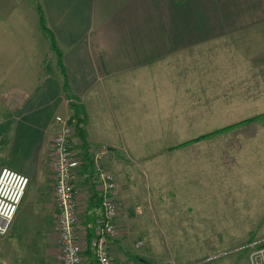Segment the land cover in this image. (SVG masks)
<instances>
[{"label": "crops", "instance_id": "0c3cea01", "mask_svg": "<svg viewBox=\"0 0 264 264\" xmlns=\"http://www.w3.org/2000/svg\"><path fill=\"white\" fill-rule=\"evenodd\" d=\"M177 1L37 0L44 23L60 49L59 55L52 51V58L57 62L63 80H51L48 74L42 76L40 81L36 69L25 71L24 48L0 51L5 59L0 60V154L3 156L0 166L26 175L29 182L34 180L36 186H39L36 181L39 171L46 166V184L52 194L49 179L50 144L57 131L54 117L61 115L76 124L72 141L77 152L83 156L80 157L83 166L79 175L84 176L82 181H77L78 191L84 189L83 186L88 189L85 195H80V199L86 201V205H83L85 209L81 212L85 218L91 216L93 219L98 212L96 197L92 194L95 191L92 173L86 176V172L90 169L91 154L98 151L101 145L107 147L108 160L118 169L114 177L120 183H123V177L119 169L130 168L132 162L120 159L119 151L134 149L140 152L148 141L159 137L183 136L185 138L180 142L164 144L162 147L161 143L156 144L155 148L160 146L158 150L148 149L143 152L146 154L136 160L155 159L161 152L179 157L184 152L195 155L207 151L209 160L203 163L209 167L207 172L210 183L219 184L223 188L228 194L225 199L232 200V194L237 192L241 199L248 198L243 193L249 192V185H257L258 188L264 185V110L248 112L207 132H185V128L192 130L188 121L185 122L186 119L189 118L191 123L196 118L201 119L203 72L208 76V91L204 96L209 98L208 113L225 111L222 103L232 105V98L225 91L218 92L221 85L218 72L226 65L229 52L225 41L228 34L222 27L225 24H229L230 28L233 25L245 27L251 22L243 21L239 24L229 12H218L214 0H194L201 4L202 11L189 17ZM259 1L262 0H254ZM5 3L6 0H1L0 6ZM9 18L10 21H2L9 31L2 36L9 40L21 38L22 32L17 24L19 17L14 14ZM163 18L164 32L161 30ZM201 19L206 26L204 32H201ZM254 19L263 20L264 14ZM38 36L43 37L41 34ZM46 37L49 39L47 34ZM206 41H210L206 48L210 50L207 53L208 63L201 68L206 53L202 52L200 42ZM221 45L226 47L220 48ZM34 51V63L39 71H43L44 67L40 66L44 62L43 58L51 53V48ZM223 54L224 63L221 59ZM19 64L21 67L17 68ZM45 72L49 70L46 68ZM127 87L137 89L135 99H128L130 91ZM102 95L106 101V114H103L102 106L98 109L93 107L95 99L102 101ZM218 96L221 97L220 101L217 100ZM33 100L39 102L34 103ZM166 108L167 111L164 110ZM185 113H190L188 118H185ZM210 118L220 117L215 115ZM35 120H41L42 124L35 128L34 135L31 127L35 126ZM239 121L245 123L231 127ZM110 125L117 127L119 133H112ZM98 127L106 131L104 135L107 140H102ZM202 135L208 136L207 145L197 147V142H201L202 138H196ZM137 138L142 142L138 143ZM90 146L93 147L92 152L88 150ZM231 147L235 148L234 155H240V159L232 158V151H227ZM221 149H225V155L227 152L230 154L229 158H217V152ZM201 174L196 173L198 178ZM39 188L47 190L45 187ZM51 194L50 203L54 209ZM253 205L257 209L261 208L260 214L264 216L263 205ZM229 223L231 225L236 222ZM254 230L264 233V228H244L238 231L243 233ZM237 237L235 234L230 240ZM109 254L113 264L123 263L117 261V244L109 248ZM140 259L145 261L144 256H140ZM0 261L1 264L5 263L4 260ZM127 263L134 264L132 259Z\"/></svg>", "mask_w": 264, "mask_h": 264}, {"label": "rangeland", "instance_id": "374dc122", "mask_svg": "<svg viewBox=\"0 0 264 264\" xmlns=\"http://www.w3.org/2000/svg\"><path fill=\"white\" fill-rule=\"evenodd\" d=\"M214 1L218 12H229L234 21L239 24L243 21L251 23L245 27L233 25L234 28H230L229 24L223 25L222 30L228 34V39L225 41L229 46V52L226 65L222 66L218 72V81L221 84L218 92L225 91L232 98V105L222 103V108L225 111L217 114L208 113L209 98L204 97L208 91V76L203 72L201 74V119L196 118L191 123L188 118L190 113H185V118H188L185 122L188 121V126L192 128V130L185 128V132L191 134L207 132L215 126V128L220 127L248 112L264 110V19L261 21L254 19L260 14H264V2H262L264 0L259 2H254V0ZM177 2L184 8L185 15H189V17L191 14L198 15V11H202L201 4L194 0H178ZM40 11L37 0H23V2L21 0H6L5 5L0 6V51L24 48L26 50V54L23 56L25 71L36 69L40 74V81L42 76L50 74L48 76L51 80L60 82L63 77L58 72L57 62L52 58L50 41L47 37L45 38L46 33L41 30L40 18L41 16L44 18V16ZM14 14L19 17L17 24L22 35L21 38L9 40L2 36L9 32L6 29V23L2 21H10L9 17ZM221 18L223 21L225 20L223 15ZM200 26L201 32H204L206 26L203 19H201ZM161 30L164 32V18ZM186 30L188 31L187 26ZM39 34L43 37L38 36ZM209 42H200L202 52L206 53L201 68H204L208 63L207 53L210 50L206 48L210 45ZM224 47L226 46H220V48ZM50 48L51 53L43 58L44 62L40 66L41 68L43 66L44 69L39 71L34 63L36 60L34 50ZM57 49L60 50L58 46ZM224 54L221 55L223 63ZM214 56L217 59L216 53ZM0 60H5L1 53ZM16 67L20 68L21 64ZM46 68L49 70L47 73L45 72ZM25 79L28 80L26 75ZM39 89L40 87L37 88V90ZM127 89L130 91L128 99H135L138 95L137 89L135 87H127ZM102 98V101L99 98L95 99L96 104L93 107L98 109L102 106L101 110L103 114H106L108 112L104 107L106 101L103 95ZM217 100L220 101L221 97L218 96ZM33 102L38 103L39 101L33 100ZM178 104L181 108L180 102ZM129 108L131 109V107ZM164 110L167 111V108ZM170 111H175V109ZM215 115L220 118H210ZM195 116H198V113H195ZM231 117L232 119H229ZM104 121L108 122L106 119ZM127 122L129 121L127 120ZM34 123L35 126L31 127V133L35 135V128L41 125L42 121L35 120ZM243 123L245 122L239 121L231 127L241 126ZM110 127L112 133H119L117 127L113 128L112 125ZM100 128L98 127L102 140H107L104 135L106 131ZM184 138L183 136L159 137L144 143L140 152H136L134 149L119 151L120 159L127 163L132 162L130 168L119 169L122 172L123 183L118 182L116 176L114 177L118 169L108 160L109 152H107L108 161L104 160V164L114 179L116 178L115 181L118 185L116 197L119 204L117 208L121 214L118 219L121 225L120 234L118 233L113 241L111 240L109 248L117 244L119 254L117 261L121 260L122 264H128L127 261L130 259L134 264L163 261L183 263L196 260H207L205 264H249L247 249L253 241L264 236V233L257 230L240 233L238 230L264 228V216L260 214L262 209H257L253 205L258 203L264 207V185L259 188L257 185H249V192L243 193L248 198L241 199L240 193L237 192L232 194V200L225 199L228 194L224 192L223 188L219 184L210 183V176L207 172L209 167L203 163V161L209 160L207 151L195 153V155L184 152L179 157L168 156L161 152L155 159L151 157L145 160H136V158H140V155L146 154L143 152L148 149L156 150L157 148L158 150L164 144L180 142ZM207 138L208 136L202 137L201 142H197L199 144L196 146L207 145ZM137 141L138 143L142 142L138 138ZM159 143L161 145L155 148L154 146ZM119 148L121 149V147ZM88 150L92 152L93 147L90 146ZM224 150L221 149L217 152V158H229L230 154L227 152L225 155ZM229 150L232 151L233 159H240V155H234V147L227 149V151ZM94 153L91 155L93 156ZM2 160L3 156L0 154V163ZM5 160L8 161V158ZM41 165L40 161V167ZM88 170L86 176L91 173V169ZM196 173L202 174L198 178ZM82 176L80 181H82ZM47 177L49 178V175ZM49 179L51 186V175ZM36 181L40 187H45L47 190H41L33 183L34 180L29 182L10 228L6 234L0 235V260H4L3 264H56L58 253L54 220L56 213L50 203L51 190L46 181V166L40 169ZM83 188L78 191V199L88 190L87 187L83 186ZM243 189H245L244 186ZM243 194L241 193V195ZM51 195L53 199V194ZM255 198L258 201H253ZM82 210L79 213V219L82 224H85L86 218L81 213ZM87 218L91 225V216ZM229 222L236 223L230 225ZM235 234L238 237L233 241L230 240ZM228 239L230 241L225 242ZM140 256H144L145 261L141 260Z\"/></svg>", "mask_w": 264, "mask_h": 264}, {"label": "built area", "instance_id": "2783aa9c", "mask_svg": "<svg viewBox=\"0 0 264 264\" xmlns=\"http://www.w3.org/2000/svg\"><path fill=\"white\" fill-rule=\"evenodd\" d=\"M57 131L51 139L49 165L52 179L55 230L57 232V264H113L109 243L120 231L118 219V185L104 164L108 149L102 146L89 161L91 179L98 196V212L82 224L79 213L86 201L78 199V183L83 160L72 141L76 124L68 117L56 115ZM84 177V176H83ZM26 175L11 168L0 170V235L7 233L27 189ZM77 185V189H76ZM85 209V208H84ZM248 250L249 264H264V236L253 241ZM207 260L185 263L163 261L153 264H205Z\"/></svg>", "mask_w": 264, "mask_h": 264}, {"label": "trees", "instance_id": "16d2710c", "mask_svg": "<svg viewBox=\"0 0 264 264\" xmlns=\"http://www.w3.org/2000/svg\"><path fill=\"white\" fill-rule=\"evenodd\" d=\"M39 9H40V6H39ZM40 10H41V9H40ZM40 12H41V11H40ZM40 20H41V21H40V22H41V30H43V31L48 35V37H49V41H50V47L52 48V51H55V52L59 55L60 52H59V50L57 49V45H56V43H55V39H54L53 35L50 33V30L46 27V25H45V23H44V20H43V17H42V16H41ZM204 136H205V135L199 136V137H197L196 139L202 138V137H204ZM187 142H189V141H187ZM74 148H75V145H74ZM75 150H76V152H77V149H76V148H75ZM88 154H89V152H88ZM77 155H78L79 157H83V156H81L78 152H77ZM85 156H87L86 153H85ZM92 194H94L95 197H96L95 205H96V203H98V205H99V201H98L97 193H96L95 191H93ZM120 215H121V214L118 215V219H119ZM118 219H117V222L119 223ZM183 263H185V262H183ZM89 264H93V263L90 262Z\"/></svg>", "mask_w": 264, "mask_h": 264}]
</instances>
